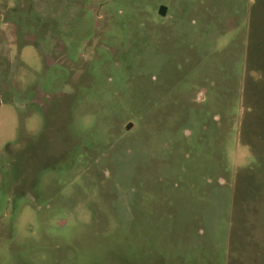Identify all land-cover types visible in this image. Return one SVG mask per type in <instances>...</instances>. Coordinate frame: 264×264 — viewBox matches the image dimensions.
I'll use <instances>...</instances> for the list:
<instances>
[{
    "label": "rangeland",
    "instance_id": "1",
    "mask_svg": "<svg viewBox=\"0 0 264 264\" xmlns=\"http://www.w3.org/2000/svg\"><path fill=\"white\" fill-rule=\"evenodd\" d=\"M0 264H264V0H0Z\"/></svg>",
    "mask_w": 264,
    "mask_h": 264
}]
</instances>
